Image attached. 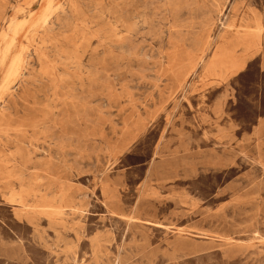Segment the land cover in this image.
Instances as JSON below:
<instances>
[{"label":"rangeland","instance_id":"374dc122","mask_svg":"<svg viewBox=\"0 0 264 264\" xmlns=\"http://www.w3.org/2000/svg\"><path fill=\"white\" fill-rule=\"evenodd\" d=\"M0 264H264V0H0Z\"/></svg>","mask_w":264,"mask_h":264},{"label":"bare ground","instance_id":"6f19581e","mask_svg":"<svg viewBox=\"0 0 264 264\" xmlns=\"http://www.w3.org/2000/svg\"><path fill=\"white\" fill-rule=\"evenodd\" d=\"M225 6V5H224Z\"/></svg>","mask_w":264,"mask_h":264}]
</instances>
